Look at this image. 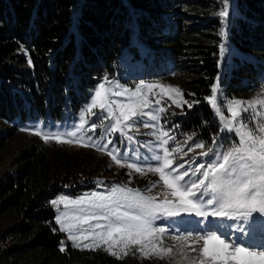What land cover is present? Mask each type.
<instances>
[{
    "label": "trees",
    "instance_id": "obj_1",
    "mask_svg": "<svg viewBox=\"0 0 264 264\" xmlns=\"http://www.w3.org/2000/svg\"><path fill=\"white\" fill-rule=\"evenodd\" d=\"M223 5L222 0H0V264H157L148 256H117L64 241L50 199L75 192L64 187L63 173L85 169L90 155L33 132L19 134L15 122L76 112L93 79L112 71L125 45L142 62L148 49L159 54L158 67L168 66V78L180 79L187 101H199L185 110L180 125L202 141L217 132L205 98L219 74L217 14ZM234 7L228 37L238 49L264 55V0H235ZM191 11L205 17L202 24L212 32L207 41L202 28L180 22ZM131 31L142 48L132 44ZM145 34L162 35L155 40ZM234 60V73L223 70L220 84L227 94L241 95L264 79V64Z\"/></svg>",
    "mask_w": 264,
    "mask_h": 264
},
{
    "label": "snow or ice",
    "instance_id": "obj_2",
    "mask_svg": "<svg viewBox=\"0 0 264 264\" xmlns=\"http://www.w3.org/2000/svg\"><path fill=\"white\" fill-rule=\"evenodd\" d=\"M224 9L217 15L221 18L223 27L220 29L221 36H227L225 29L231 28L234 23V15L230 14L228 10V0H222ZM231 17V18H230ZM24 54L27 55V50L23 49ZM226 53L228 54L226 57ZM234 52L231 51V46L222 43L220 46V55L222 58L230 59ZM29 65L32 64L31 58L28 59ZM105 83H112L105 76L103 82L94 90L90 103L86 108L87 112L96 115L92 112L93 109L98 108L101 113L105 115L98 116V119L114 120L110 127H105V131L110 135L119 133L127 140H132L133 137L124 129H131L135 123L140 120L142 116H148L151 121H158L162 115L167 112V109L158 107L152 111V101L149 100L148 95L141 91L142 88H147L149 92L153 88L164 89L165 86L157 84H141L135 88L134 91L123 89V92H115L111 89H105ZM220 77H217V82L212 85L210 97L205 99L211 103L216 114L220 120L224 122V128L221 131L232 132L235 131L239 135V143L230 150L217 152L216 144L217 138L213 137L212 147H208L206 151H201L197 155L200 157H208L209 162L206 164L196 163L195 168H187L188 161L180 164H174V159L179 157L183 152L187 156L189 152L195 149H204L205 143L200 141L194 143L192 147H188L184 151L182 147H175L171 150L169 141L174 140L175 137L169 135L168 131L161 129V134L156 137L159 141V147L162 149V154H155L151 157L155 161L156 166L149 167L148 171L157 173L159 180L152 185L163 183L164 198L156 200L154 197H147L140 193L139 190L124 188L116 185L110 190L109 194L100 192H93L86 197H81L77 200H69L67 196L61 195L55 200L50 201L51 205L59 210L61 204L65 209L69 205L82 206L87 202L88 207L97 209L103 212L102 216H92V219L103 220L106 223H97L93 225L94 229H101L100 231L80 230L76 224L66 223L69 218L67 211L62 212L55 217L56 223L60 225V230L68 233V238L74 242L75 247H100L101 245H108L107 250L112 255H119L113 248L117 245L121 246V251L130 246L142 245L137 250L145 257L149 256V252L145 248L151 244V252L160 255L161 253L170 254L173 249H161L157 244L152 243L157 238V233L163 234L165 229L153 227V221L163 217H179L182 213L194 215L195 217L203 218L205 223L204 228L197 230V234L193 237L192 232H188L183 237H177L179 240L189 241L188 248L192 253H199L198 264H264V251L253 250V247H245V237L243 235L244 229L239 228V235L233 238L230 232L231 225L228 226L229 231H221L219 229H210L208 224L214 223L209 220L210 217L229 220L243 219L248 223V236H251L253 231L260 227L264 229V127L258 125L253 128L245 124L247 119L259 120V113L253 112L251 117H246L244 113L249 112L257 106H264V99H254L252 101H241L238 99L227 101L226 111L230 114V118H226L222 106L225 101L220 99ZM168 93H175L183 96L181 89L177 86H167ZM128 94L126 103L119 101H111L109 97L112 95L121 96ZM194 95V94H193ZM172 104L183 108L185 105L188 109H192L199 101L189 103L187 100H177L169 97ZM116 105L119 111L117 115L116 110L112 105ZM156 105L160 104V100L155 101ZM247 107H241L242 105ZM149 109V111H145ZM174 115V114H173ZM166 119V117H165ZM239 120V124L236 121ZM87 121L81 116L80 124L77 127L75 124L71 127L73 131L51 132L45 133L43 128L33 126V131L37 135H41L47 142L49 139L55 140L57 143H73L77 142L73 139H62V137L75 138L79 131L83 129ZM44 127H49L45 122H38ZM155 127V125H152ZM148 127V125H145ZM97 128L96 123H92L90 130L94 131ZM245 129H247L245 131ZM196 133L187 137V141H192ZM83 139V138H81ZM88 143H83L81 146L97 147L99 151H105L109 145L113 143L111 139L106 144L96 145L91 137H88ZM185 141V144H187ZM119 156L127 157V153H119L117 149L109 151L111 158L121 166ZM171 157V158H170ZM182 159V157H180ZM195 157L193 158V160ZM134 169L137 173L143 170L136 163L127 165ZM195 176L196 180H191ZM169 196L171 199H169ZM127 209V210H121ZM253 213L260 215L254 216ZM159 214V215H158ZM77 219H79L77 217ZM202 221H197L201 223ZM55 231V229H53ZM87 234L85 235V232ZM78 233V234H76ZM89 236L94 238L92 244H81L80 240H87ZM162 240V237H161ZM147 241V243H145ZM202 242V247H195V245ZM61 251H64L63 242H61ZM125 254H127L125 252ZM184 259H188L185 254ZM190 264H197L196 260L190 261Z\"/></svg>",
    "mask_w": 264,
    "mask_h": 264
},
{
    "label": "rangeland",
    "instance_id": "obj_3",
    "mask_svg": "<svg viewBox=\"0 0 264 264\" xmlns=\"http://www.w3.org/2000/svg\"><path fill=\"white\" fill-rule=\"evenodd\" d=\"M234 2L235 0H228V10L230 14H233L235 11ZM223 9H224V5H223ZM223 9H221V11ZM201 16L203 15L191 11L189 12L188 15L184 17L182 16V21L180 22H182V24H187V25H191V24L197 25L198 27L202 28L203 34H201V39L203 41H207L209 39L208 37L209 34L212 32L208 29V26H203L202 20H204L205 17L203 18ZM219 22L222 28L223 27L222 21ZM225 31L227 32V36H222L219 41V56H220L219 74L216 76L213 84L217 82L218 76L220 77V83H221L220 73L223 70L227 69L232 71V73H234L232 68L236 63L234 58L236 59V61L246 59L251 61L258 60L264 63V55L238 49V47L234 43H232V41L228 37V29H225ZM134 33L136 32L131 31L130 40L132 41V44L142 47V43L136 40L132 36ZM161 35L162 34H149V35L145 34L147 38H153L155 40L158 39ZM191 35H194V33H191ZM222 43L231 46V51L234 52V54L231 56L233 58L226 60L225 58L221 57L220 46ZM156 49H160V48L156 47ZM227 55L228 54L226 53V57ZM140 68H143L142 63H139V59L131 53L128 47L124 45L120 48V51L118 52L117 59L113 63L112 71L107 74L104 73L100 76H96L93 79L92 85L88 90L89 92L87 94L85 101L77 109L76 112H72V114L65 113L58 119L47 117L44 120L35 119L31 121L15 122V125L19 130V134H24V133H32V132L35 133L32 130L33 126L43 128V131L45 133H47L48 131L51 132L73 131L74 129L71 126L74 124L77 127L79 126L82 114H83V118L87 121L83 129L79 131L78 135L75 138L62 137V139L65 140L73 139L77 142L58 143V144L64 147L67 151H81L82 153L83 152L87 154L89 153L88 155H90L89 159L91 160L90 162L91 164H88V166L85 169L76 167V168H72L69 171H64L62 178V181L64 178H66V180L63 182L64 187H66L67 189H74L76 193L72 192L69 194L67 192H60L57 195H55L52 199H50V201L57 199L61 195L67 196L69 200H77L81 197H86L93 192L109 194L110 190L116 185H120L124 188H130L133 190H139L142 195L147 197H154L156 198V200H161L164 198V193L166 189H164L162 182L156 184V187H152V185L159 180V175L157 173L148 171L149 167L156 166L155 161H153L151 157L155 154H162V149L159 147V141L156 139V137L161 134V129H163L164 131H168L169 135L175 137V139L170 140L169 145L167 147H169L170 150L175 147H182L184 151H187V148L192 147L194 143L200 142L199 140L200 138L198 135H195L192 141H187V137L192 135V133H188L187 131L181 129L179 127L178 120L184 115L185 110L188 108L186 105L183 108L177 107L175 104H172V100L169 97L171 96L177 100L180 99L187 100V99L184 96L181 97L179 95H176L175 93L165 94L167 92V86L169 85L177 86L181 89V86L179 84L180 79L179 80L175 78L170 79L168 78V76H163L158 74L152 77L141 78L142 71L140 70ZM105 76H107L108 80L112 82L110 84L105 83V89H111L115 92H123V89L125 88L129 89L130 91H134L135 88L141 84H157V85L165 86L164 89L153 88L151 92H149L147 88H142L141 91L147 94L149 100L152 101V108H151L152 111H155V109L158 107H163L167 109V112L164 115H162L158 121L154 122L151 121L148 116H142L140 117V120L137 123H135L131 129L125 128L124 130L128 132L130 136L133 137L132 140H127L119 133H116L115 135H110L108 132L105 131V127H110V124L114 123L115 121L108 119L101 122L98 119V116L105 115L106 113H101L98 108L92 110V112L96 113V115H93L92 113L86 111V108L90 103L94 90L98 88V85L101 82H103ZM182 78L183 77H181V79ZM211 87L209 94L206 97H210L212 95ZM219 88H220V94H219L220 99L225 101L224 105L222 106V110H224V114L226 118H230V114L226 111L227 101L235 100V99L241 101L264 99V80L260 83H256L255 85H252V87L248 88V90L241 95L227 94L226 92H224L222 84H219ZM157 99L160 100L159 105L155 104V101ZM109 100L110 102L119 101L126 103L128 100V94H124L121 96L112 95L109 97ZM205 101L210 105L213 111V120H214L213 123L214 125H216L217 132L208 133L209 135L207 137L203 136V140L202 139L201 140L205 143L204 149L194 148V151L189 152L187 156H184L183 152H181L179 154V157L173 158L174 164H180L183 163L184 161H188L189 163L186 165V169L187 168L194 169L196 163L206 164L209 162L208 157H200L197 154L201 151H206L208 147H212L213 137L217 138L216 150L218 153L221 151L230 150L232 147L237 146L239 143V135L235 131L232 132L221 131L224 128V122L220 120L219 116L215 112V109L212 108L211 103L206 99ZM188 102L192 103L193 101H188ZM112 107L114 110H116L118 115L119 111L116 109V105L113 104ZM241 107H247V105L245 104L242 105ZM145 111H149V109H145ZM253 112L259 113V120L251 119L249 123V120L246 119L244 123L248 124L249 127H253V128H255L258 125V123L259 126L264 127V106H257L254 109H250L249 112L244 113V115L246 117H251V114ZM38 122H45L49 127H44L42 124H38ZM92 123L97 124V128L94 131L90 130ZM239 123H240L239 120H237L236 124L238 125ZM153 124L155 125V127L152 126ZM145 125H148V127H145ZM246 130L247 129H245V131ZM256 134L264 135L260 133H256ZM38 136H40L41 139L44 141L41 135ZM88 137H91L92 141L96 145L106 144L109 139H111L113 143L109 145L105 151H99L97 150V147L81 146L83 143L89 142L87 139ZM53 141L56 142L55 140ZM185 141H187V144H185ZM113 149H117L119 153H127V157L119 156V154L116 153L118 155V158L121 159V163L124 166L117 164L108 154V152L112 151ZM180 157H182V159ZM194 157L195 159L193 160ZM130 163L138 164V166L141 167L143 171L141 173H137L134 169H131L127 166ZM191 180L193 181L196 180V177L195 176L191 177ZM169 199H171L170 196ZM51 206L52 209L54 210L55 223H56L55 217L65 211H67L69 214V218L65 222L76 224L77 228L80 230L86 229L88 231H100L101 229H94L93 225L97 223L100 224L106 223L103 220L92 219V216H102L104 213L101 212L100 210L92 209L88 207L87 202H85V204L82 206L69 205L68 209H65L64 205L61 204L59 206V210L55 206L53 205ZM121 210L123 211L127 209H121ZM77 217L79 219H77ZM179 217L181 218V221L183 219H187L186 222L182 223L183 226H185L187 222L196 221V217H194L193 215L186 216L181 214ZM168 218L159 216L158 219L153 221V227L155 228L163 227L165 229V232L163 234L157 233V238L153 240L152 243L157 244L158 247L161 249L172 248L173 251L167 255L163 253H161L160 255H156L151 252V244H149V247L144 249L145 251H148L150 253L148 257L153 258L157 264H190V261L192 260H196L198 264L199 253L190 252L187 246L188 244L191 243V240L183 241L177 239V237H183L187 235L188 232H192L193 237H195V235L197 234V230L204 228L205 223L204 225H202V223L199 224L198 225L199 228H197V225L196 226L193 225L190 226L189 228L177 227L178 229L175 230L174 225L168 223ZM200 219L202 221L203 218L200 217ZM209 220L214 221V223L208 224L210 229H213V227H215V224L220 222V219L214 217H210ZM227 222H229V220ZM243 222L245 221L243 220ZM56 225L58 230H60V225L57 223ZM228 226L219 225L216 229H219L221 231H229ZM246 230L247 229H244V231ZM237 231L238 230L236 227L231 226L230 232L233 235V238H235ZM247 231L244 234L247 235ZM61 232L63 233V240L69 241L72 245H74V242L68 238V233L65 231H61ZM86 234L87 231L85 232V235ZM248 239H249L248 242H250V246L253 247V250L264 251V245L262 244V241L253 242L255 241L254 238H248ZM80 243L92 244L94 243V238L92 236H89L87 240L81 239ZM145 243H147V241ZM244 246L249 247L246 244H244ZM140 247H142V245L130 246L124 251H121V246L117 245L113 248V251H116L117 253H119V255L126 252L130 254H135L137 256H144L137 250ZM195 247L197 248L202 247V242L200 244L195 245ZM88 248H94V247H88ZM100 248L107 250L108 245H101ZM185 254L188 256V259L183 258Z\"/></svg>",
    "mask_w": 264,
    "mask_h": 264
},
{
    "label": "bare ground",
    "instance_id": "obj_4",
    "mask_svg": "<svg viewBox=\"0 0 264 264\" xmlns=\"http://www.w3.org/2000/svg\"><path fill=\"white\" fill-rule=\"evenodd\" d=\"M183 215H186V216H189V214H184V213H182ZM194 216V215H193ZM195 217V216H194ZM181 219V218H180ZM219 219V218H218ZM186 220L187 219H183L182 220V222H186ZM197 221H199V217H196V223H197ZM180 222V221H179ZM239 222H241V223H250V221L249 222H243V219H240L239 220ZM170 223H172V221H170ZM188 224H190V222H187V224L186 225H188ZM183 226V225H182ZM195 226V225H194ZM175 228H176V226H174ZM183 228V227H182ZM189 228V227H188Z\"/></svg>",
    "mask_w": 264,
    "mask_h": 264
}]
</instances>
